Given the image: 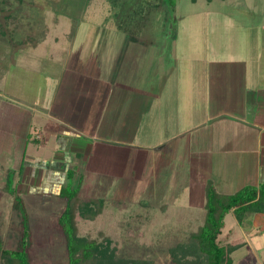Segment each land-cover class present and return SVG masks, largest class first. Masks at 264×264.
Instances as JSON below:
<instances>
[{
	"label": "rangeland",
	"instance_id": "rangeland-1",
	"mask_svg": "<svg viewBox=\"0 0 264 264\" xmlns=\"http://www.w3.org/2000/svg\"><path fill=\"white\" fill-rule=\"evenodd\" d=\"M104 25L122 27L126 33ZM134 25L142 29L137 49H123L120 54V46L127 45L121 44L122 41H128V35L138 34L133 30ZM0 26L6 29H0V99L3 100V106L5 101L13 105L14 102L34 100L33 97H38L45 89L47 92V84L51 88L48 102L53 98L66 97L70 107L73 106L72 102L81 104L72 93L80 89L93 91L94 87L88 81L90 67L95 68V76L101 78L108 73V63L112 64L119 58L111 75L114 77L112 87L121 78V82L127 85L126 76L136 75L138 63L141 67L146 65L151 51L158 49L160 43L165 46L164 57L170 64L175 62L170 57L173 55V42L183 46L182 51H185V41L201 43V46L204 36L207 37L210 50H220L224 55H230L234 50L246 54L252 50L258 52L259 49L261 53L264 52V0H0ZM84 40L92 42L90 58L87 55L82 58L81 51L85 49L88 54ZM170 42L172 44L167 45ZM111 43L115 47L112 48L109 61L103 47ZM140 46L142 48L138 49ZM195 49L200 51L201 48ZM100 81L96 82L101 90L96 91H99L102 99L105 86L101 88ZM118 101L120 103L119 98ZM2 119L3 112L0 109L1 141L6 142V145L0 146V238L3 245L16 248L22 236L21 217L14 208V194H17L24 200L29 214L25 229L31 233V264H68L65 235L58 223L66 202L55 194L59 187H39L40 177L34 184L31 179L23 177L26 163L34 162L36 155L50 156L53 153L56 138L53 137L46 146L30 140L26 149L22 139L7 131L10 126L8 120ZM86 126L89 127V134L97 131L102 136L103 129L101 132L89 124ZM12 140L15 156L25 152L20 182L17 181L19 170L16 167L19 158L15 160L12 157L9 160L4 152V149H8L7 142ZM94 142L92 152L90 148L86 152L91 154L87 168L77 170L75 177H66L68 182L65 184H76L82 196L99 197L107 201L103 214L95 221L80 225L81 235L95 237L99 231H105L113 239L117 256L128 261L144 259L150 264H178L170 250L185 241V232L196 228L197 224L188 222V216L183 217L190 208L185 204L182 206L185 196L195 198V193L186 194L187 191L183 192L180 187L136 186L137 177L131 173L136 174L138 171L133 157L138 152L137 147L109 144L101 139H94ZM194 146L199 147L197 144ZM110 153L114 161L128 163L126 178L107 173L111 170L118 172L119 166L112 159L105 158ZM2 165H10V169L5 171ZM73 172L69 170L68 174ZM2 181L9 182L8 188L15 193L4 189ZM169 203H174V207L171 211L167 210L169 215H164L166 208L159 207ZM225 227L231 234L227 235L231 237L236 233L235 230L240 229L232 213L226 215ZM228 236L221 235L220 241ZM254 240L256 246L262 248V254L258 258L253 253L250 264H262L264 235ZM191 257L181 260V264H192L189 260ZM238 257L235 264H244L240 260L244 256Z\"/></svg>",
	"mask_w": 264,
	"mask_h": 264
},
{
	"label": "crops",
	"instance_id": "crops-1",
	"mask_svg": "<svg viewBox=\"0 0 264 264\" xmlns=\"http://www.w3.org/2000/svg\"><path fill=\"white\" fill-rule=\"evenodd\" d=\"M134 26L133 30L138 34L128 35L129 40L122 41L121 44L127 45L120 46V54L123 49H137L142 29ZM112 27L126 33L122 27ZM206 38L203 37L201 46V43L185 41V51H182L183 46L173 42V55L170 57L174 64L165 59V46L160 43L158 49L151 51L146 65L141 67L138 63L136 75L126 76L127 85L121 82V78L112 87L114 77L111 75L119 58L112 64L108 63V73L100 76L102 79L95 76V68L90 67L88 81L94 89H80L79 93L73 91L72 96L75 94L81 104L72 102L71 107L66 97L47 101L50 84H47V92L45 89L42 95L32 96L35 98L33 102H14L11 105L5 101L3 106L0 99L2 120H8L10 124L7 131L22 139L26 149L30 140L46 146L53 137L56 138L50 156L36 155L34 162L26 163L25 168V152L15 156L12 152L13 140L7 142L8 149H4L6 157L9 160L19 158L17 181L20 182L24 168L23 177L31 179L32 184L40 177L39 187H59L55 194L61 198L59 189L68 182V171L74 170L72 177H75L78 171L86 169L91 157L86 153L87 149L92 152L94 139H101L109 144L137 147L138 152L133 157L138 171L131 173L137 177L136 186L180 187L183 192L187 191L186 194L195 193L194 199L186 195L182 205L190 208L183 216H188L190 224H197L203 218L208 181L225 194L235 193L246 186H259L264 182V52L259 49L246 54L234 50L230 55H224L220 50H210ZM55 41L59 42L58 39ZM84 44L88 46V54L84 49L81 51L82 58L85 55L90 58L92 42L84 40ZM170 44L172 42L167 45ZM113 46L111 43L103 47L109 61ZM97 80H103L100 81L101 88L105 86L102 99ZM87 124L101 132L103 129L102 136L97 131L89 134ZM1 138L2 135L0 146L6 145ZM196 144L199 147L194 146ZM105 158L114 161L111 153ZM114 163L119 164L115 168L120 173L115 170L107 173L126 178L128 163ZM9 166L2 165V168L6 171ZM5 185L2 181V186ZM73 187L76 184L73 183ZM172 207L174 203L163 204L159 208H166L164 215H169ZM228 213L234 215L240 229L235 230L233 237L228 236L225 216L220 236L224 234L228 237L222 242L233 239L243 241L232 254V264L237 263L238 255L244 256L240 259L241 263L250 264L253 253L258 258L262 254V248L256 246L254 239L264 235V212L250 213L243 222L238 220L234 210ZM189 232H185V236ZM257 257L254 256L259 261Z\"/></svg>",
	"mask_w": 264,
	"mask_h": 264
},
{
	"label": "trees",
	"instance_id": "trees-1",
	"mask_svg": "<svg viewBox=\"0 0 264 264\" xmlns=\"http://www.w3.org/2000/svg\"><path fill=\"white\" fill-rule=\"evenodd\" d=\"M9 17L10 15L7 18ZM0 29L6 31L5 27L0 26ZM9 186L8 182L4 189H9ZM9 190L15 193L12 189ZM58 194L66 202L58 223L65 235L68 264H150L144 259L128 261L118 257L116 248L113 247V239L105 231H99L95 237L81 235L80 225L95 221L103 214L107 208L106 200L99 197H84L79 194L77 187L71 184L60 187ZM14 208L21 217L22 236L16 248L5 247L0 238L2 264H31L29 254L31 233L29 229H25L29 214L24 200L17 194H14ZM231 210H234L240 222H243L250 213L264 212V182L259 186H246L235 193L225 194L219 192L212 181H208L205 188L203 218L197 223L196 228L189 232L183 243L171 248L170 253L174 261L181 264V260L192 256V259H189L192 264H232V254L243 241L233 239L223 243L219 238L224 218Z\"/></svg>",
	"mask_w": 264,
	"mask_h": 264
}]
</instances>
